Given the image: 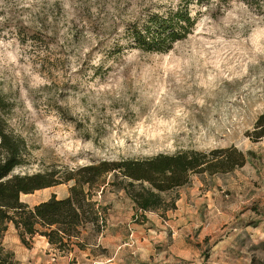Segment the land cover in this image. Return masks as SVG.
<instances>
[{"label": "rangeland", "instance_id": "obj_1", "mask_svg": "<svg viewBox=\"0 0 264 264\" xmlns=\"http://www.w3.org/2000/svg\"><path fill=\"white\" fill-rule=\"evenodd\" d=\"M177 2L0 0V95L31 152L15 173L229 146L254 166L193 175L165 195L174 210L147 212L146 224L108 185L94 194L106 229L90 248L61 254L40 236L25 246L11 225L3 245L15 264H264V216L245 210L264 208V139L245 137L264 110V0H211L167 53L129 47L131 23ZM208 192L225 211L214 210L219 198L202 204ZM53 194L66 197L68 185L21 198L33 207ZM238 219L248 225L233 231Z\"/></svg>", "mask_w": 264, "mask_h": 264}, {"label": "trees", "instance_id": "obj_2", "mask_svg": "<svg viewBox=\"0 0 264 264\" xmlns=\"http://www.w3.org/2000/svg\"><path fill=\"white\" fill-rule=\"evenodd\" d=\"M210 1L178 0L163 12H147L144 19L126 28L129 47L145 53L169 52L175 43L192 33L202 14L200 8H207ZM120 50L115 45L114 51ZM12 108L0 95V264H15L14 254L3 245L11 225L25 246L40 236L61 254L84 251L106 229L107 209L94 199V194H102L104 187L123 190L139 213L138 222L145 223L147 212L173 210L175 199L167 200L165 195L186 186L193 175L233 172L243 167L252 154L229 146L144 159L98 161L76 168L53 165L35 173L16 174L17 169L31 165V152L26 139L15 135L5 117ZM245 137L254 143L264 139V110ZM109 175L114 180L107 183ZM62 185H68L64 198L53 194L33 207L22 201L23 195ZM137 218L135 215L134 221Z\"/></svg>", "mask_w": 264, "mask_h": 264}, {"label": "crops", "instance_id": "obj_3", "mask_svg": "<svg viewBox=\"0 0 264 264\" xmlns=\"http://www.w3.org/2000/svg\"><path fill=\"white\" fill-rule=\"evenodd\" d=\"M253 167L254 166V164H252L251 162H250V160L249 159H247V161H246V163H245V165L243 166V167H241V168H239V169H236L235 171H233V172H230V173H227V174H216V175H212V176H207V177H212V178H214L215 176H223V175H236V176H239V171H241L242 172V170H244L246 167ZM207 174H204V176H206ZM199 176V175H198ZM229 188V187H228ZM231 189L230 190H232V191H230V197H228V198H230V199H232V200H234V195H235V192H233V188H237V187H230ZM238 189V192L240 191L239 190V188H237ZM217 198H219V202H221V197L220 196H218V197H214V198H212L211 197V195H209V192H208V194L206 195V198L205 199H202V204H204V203H206V206H207V209L208 210H211V208L213 207V205H214V201L217 199ZM262 200H264V199H262ZM177 201V200H176ZM181 201V199L180 200H178V202H180ZM176 203V202H175ZM222 203V205L219 203L218 205H216V207H214V210H216V211H225V207H224V204H225V202H221ZM255 203H257V201H255ZM174 210V209H173ZM204 211H207L206 209H203ZM245 210H251L252 211V213H254V214H257V216H260V217H262V216H264V208H262V209H259L257 206H249V207H247ZM203 211V212H204ZM186 212L188 213L189 211L187 210V208H186ZM264 218V217H263ZM239 220V219H238ZM146 223H148V219H147V221L145 222V223H142V224H146ZM247 225H248V223H247V221H244V220H239V221H237V222H235V223H232L229 227H231V229H233V231H236V230H238V229H242V228H245V227H247ZM223 225H220V227H222ZM43 238V237H42Z\"/></svg>", "mask_w": 264, "mask_h": 264}]
</instances>
